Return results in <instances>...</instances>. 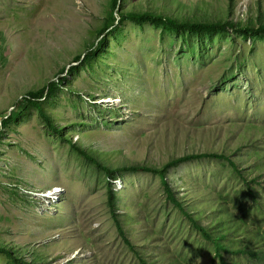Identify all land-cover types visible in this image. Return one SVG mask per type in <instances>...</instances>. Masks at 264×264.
<instances>
[{
    "label": "rangeland",
    "instance_id": "1",
    "mask_svg": "<svg viewBox=\"0 0 264 264\" xmlns=\"http://www.w3.org/2000/svg\"><path fill=\"white\" fill-rule=\"evenodd\" d=\"M111 1L0 0V118L13 117L0 121V264H244L236 250L264 246L254 239L264 232V31L241 29L264 25V0H118L104 31ZM146 12L228 25L175 31L130 17ZM212 153L241 174L203 157L165 168L164 180L214 242L156 172ZM54 188L63 206L42 196Z\"/></svg>",
    "mask_w": 264,
    "mask_h": 264
},
{
    "label": "trees",
    "instance_id": "2",
    "mask_svg": "<svg viewBox=\"0 0 264 264\" xmlns=\"http://www.w3.org/2000/svg\"><path fill=\"white\" fill-rule=\"evenodd\" d=\"M118 0H112L111 1V14L109 17V22L107 23V25L104 28V31H106L108 28H110V25H113L114 21H115V17L113 16V12L116 9V4H117ZM123 17V16H122ZM132 20H141V21H149L151 23H154L156 25H166L168 26L171 30H179L181 28H189L192 31H209V30H221V28H224L228 25V22H222V24L219 23H203V22H178L176 19L174 18H170L167 16H163V15H158V14H152V13H144L142 15H133L130 16ZM121 19V17H120ZM242 31H244V33H250L252 31L254 32H261L264 31V25L261 24L258 28H249V27H244L241 29ZM79 59V57L77 58ZM44 95V91L41 90L37 93L32 94L29 98L28 101H30V103H32L31 101L36 102V100H40ZM39 112L42 115V117L44 118L45 122L47 123V125L55 132H58L60 135H62V131L61 129H59L57 127V125L53 122L52 118L47 115L44 112V109H42L41 107L38 106ZM13 118L12 115H8L5 118H0L1 123L4 122L6 123L9 119ZM77 151H79L82 155H84L85 157L89 158L90 160L94 161L102 170L105 171V173L108 176L112 175V170H110L108 167H106L104 164H102L100 161H98L97 159H95L93 156H91L90 154H88L84 149L76 146L75 144L73 145ZM203 157H216L219 159H224L226 161H228V163L230 164V166L233 168L234 171H236L238 174H241V172L238 170L237 165L229 159V157L225 156V155H218L215 153L212 154H200V155H187L184 157H180L178 159H174V160H169L163 168L162 170H156V172L158 173V176L161 179L162 185H163V189L164 192H166L167 198L168 200L173 203V205L178 208L180 211H182L187 219L190 221L191 225L193 228H195V230L197 231V233H199L202 238L206 241H210V242H214L213 238L211 237V235L209 234L208 230L205 229L200 222H198L191 214H187L186 212H184V208L181 204V202L178 200V198L175 196V193L173 192L171 186L169 184L166 183V181L164 180V169L168 168L170 166H175L177 164L180 163H184V162H188L194 159H199V158H203ZM131 170H151L149 167L144 166V165H134V166H130L129 167ZM115 202V195L114 192L112 191L111 187L108 186L107 187V204L110 210V214L111 217L115 223V227L117 230V233L119 235V237L123 240V242L125 243L126 247L131 250L134 251L136 250V246H134L127 238V236L125 235V232L119 222L118 216H117V210L116 207L114 205ZM256 238L254 237L255 241H260L263 243L264 245V232H259L257 234H255ZM215 250H217V252H219V250H222L223 248H221V245L219 244H215ZM1 250L5 251L9 256L11 255V251H8L5 248H1ZM234 254H242V259L245 261L244 264H264V246L263 248H259V249H255V248H250V247H245L243 249H239L236 250V252H234ZM138 255V254H137ZM220 256V254H219ZM16 261V259H15ZM142 264H148L146 261L141 260ZM224 264H226V262L224 261Z\"/></svg>",
    "mask_w": 264,
    "mask_h": 264
},
{
    "label": "bare ground",
    "instance_id": "3",
    "mask_svg": "<svg viewBox=\"0 0 264 264\" xmlns=\"http://www.w3.org/2000/svg\"><path fill=\"white\" fill-rule=\"evenodd\" d=\"M44 194L42 195L45 199L51 200L53 201L55 204H59L61 205L64 202L62 193L60 191V189L58 188H54L52 190L49 191H43Z\"/></svg>",
    "mask_w": 264,
    "mask_h": 264
},
{
    "label": "clouds",
    "instance_id": "4",
    "mask_svg": "<svg viewBox=\"0 0 264 264\" xmlns=\"http://www.w3.org/2000/svg\"><path fill=\"white\" fill-rule=\"evenodd\" d=\"M51 201V200H50ZM53 204H55L53 201H51ZM56 205H59V204H56ZM60 206H63V205H60Z\"/></svg>",
    "mask_w": 264,
    "mask_h": 264
}]
</instances>
